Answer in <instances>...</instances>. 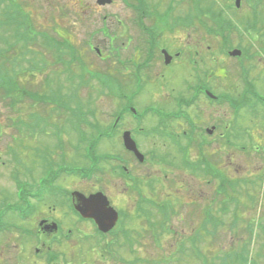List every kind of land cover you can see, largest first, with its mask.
Listing matches in <instances>:
<instances>
[{"label": "rangeland", "instance_id": "374dc122", "mask_svg": "<svg viewBox=\"0 0 264 264\" xmlns=\"http://www.w3.org/2000/svg\"><path fill=\"white\" fill-rule=\"evenodd\" d=\"M12 1L13 6L6 3L5 6L10 10L15 8L16 12L11 17L18 19L23 15L26 18L25 34L28 42L25 46L28 47L21 48L17 58H9L6 64L5 55L4 61L0 58L3 67L13 70L5 71L4 76L9 81L3 82L0 91V216L3 212V223L12 227L20 224L19 217L23 218L17 211H8V205L22 206L27 213L34 210L35 213L28 215L30 220L27 223L30 226H35L43 216L50 220L48 209L43 203L35 199L28 200L27 196L21 203L17 199L19 182H26L33 189L36 179L48 169L42 154L44 147H48L47 159L54 164V170L59 169V165L85 167L87 170L93 165L92 178L80 182L78 189L85 192L106 191L121 211L116 233L107 240L109 249L104 248L105 243L97 239L82 240L79 244L69 242L67 246L54 249L66 252L70 249L74 252L68 257V260L72 259L69 264H213L212 261L217 264H242L237 255H251L254 264L258 257L259 264H264V105L260 102L263 100L255 99L252 95L255 93L264 99V0H241L239 9L234 6L236 0H145L148 7L145 21L158 35L160 48L176 49L183 53L178 59L182 63L176 65L183 68L188 63L189 51L197 49V76L207 73L208 79H213L203 84L214 89L216 96H229L240 107L239 113L235 115L223 97L222 105H210L203 95L192 102V91L190 95L186 93L179 97L180 105L174 107V111L180 106L184 107L185 113L191 116L198 129L192 136L195 138L191 148L192 160L197 166L203 165L199 145L207 147L205 152L201 148V154L216 170L220 169L227 175L225 183L213 174L216 170L210 174L204 172V166L196 171L183 163V153L190 150L184 141L177 148L163 139H142L140 151L146 162L141 165L123 149L120 138L119 141L95 140L97 137H106L101 134L102 129L97 122L101 128L109 125L112 128L113 123L108 116L113 113V108L117 110V105H120V99L117 102L110 95L109 85L107 82L102 84L101 79L110 82V74L117 67L108 58L112 47L122 48L127 42L128 33L137 37L134 23L137 15L132 7L126 5L131 0H115L112 6L101 11L96 10L98 6L92 0ZM256 2L257 12L260 13L257 36L245 30L244 26ZM222 8H225L223 20L238 24V29L227 30L226 26H222L224 36L221 37L220 28L215 24V15ZM105 13L108 14L111 30L102 34L99 30L103 26L101 20ZM177 27V33H170V29ZM12 29L14 31L9 34L11 42L16 37V30ZM12 29L0 23V47L5 43L4 33ZM160 32L162 35L159 38ZM183 40L185 42H181ZM88 42L97 45L107 60L102 62L94 58L97 67L93 66L92 69L100 81L92 79L87 85L93 86L95 90L88 87L78 91L81 85L78 83L79 77L83 78L84 75L77 71L76 66L81 62V57L77 59L74 54L85 51ZM48 44L52 46L46 48ZM61 45H65L63 50H57L61 49L58 47ZM254 47L258 50H252ZM233 49L252 50L251 54L255 56L250 62L246 61L245 54L240 58H231L228 52ZM14 50L6 47L7 53ZM61 54L65 56L61 58ZM13 60L17 62L15 67H12ZM242 61L246 67L262 64L261 71L251 76L256 81L248 77L250 73L240 72ZM45 63L48 71L40 68ZM70 66H76L73 73ZM176 70L177 74L172 75L170 82L169 78H162L169 86L159 81V77L148 78L147 83H142L143 90L135 98L139 110L151 106L168 108V93L176 95L177 91H181L178 94L180 96L184 92L189 77L184 75L185 72L180 73V69ZM153 72H159L158 76L163 74L159 62L145 75ZM221 75L227 78L222 81L216 77ZM47 79L55 80L53 89L61 90L57 93L62 104L52 105L41 101L46 99V95L41 97L38 93H44ZM13 82H19L17 91L11 90ZM176 82L179 89L170 87ZM249 85L251 89L247 88ZM2 93H7L12 100L4 97L2 101ZM27 93L33 95L35 101L26 97ZM47 104L50 105L45 106ZM38 119L63 128L64 141L59 145L50 131L44 136L32 131L31 123ZM20 122L28 123L29 130L26 131H30L23 136L24 140L19 139L22 128ZM73 124H79L82 133H87L89 140L96 141L95 157L100 161L96 160L93 164L84 160L82 154L87 143L77 145L76 137L69 129ZM212 129V134H209L208 130ZM108 154L125 161L130 172L128 180L120 174L116 165L109 160H102ZM64 185L71 189L78 186L71 180ZM162 206L167 207V214L160 211ZM221 207L228 208V212L223 211L222 214ZM59 214L65 223L70 224L69 215L61 211ZM12 232L17 231L12 229ZM2 243L0 257L4 256L7 260L12 252L14 260L8 259V264H18L15 257L20 253L21 256H28L34 241H23L9 234ZM94 247L98 249L92 254L88 253ZM85 253L84 256L80 255ZM62 261L63 258L59 257L54 263L62 264ZM3 262L0 259V264Z\"/></svg>", "mask_w": 264, "mask_h": 264}, {"label": "flooded vegetation", "instance_id": "af4514ba", "mask_svg": "<svg viewBox=\"0 0 264 264\" xmlns=\"http://www.w3.org/2000/svg\"><path fill=\"white\" fill-rule=\"evenodd\" d=\"M103 9H105V7H97L96 10L101 11ZM104 19L108 22L109 18L108 16H105ZM135 28L137 29V37H132V34L128 33V36L126 35L127 42L122 48L114 46L110 50L111 53L108 58L113 61L114 65H116L117 67L110 74L111 89L109 92L116 101L118 100V98L124 99L118 100L120 101V105H117V110L113 108V119L115 120L114 125L111 128L113 133L107 134V137H97L95 138V140L101 139L109 141L114 139L118 140L120 138V140L122 141L123 136L126 132H130L132 138H134V140L138 144H141L142 139H161L160 134L156 131L155 128V126L158 127L161 126V124L159 125V123L155 121L158 118L159 114L168 109H171L170 107L176 105L179 106V104L176 103V101H174L173 99L178 98V94L181 91H177L176 95L168 93L166 100L168 108H164L161 106H151L142 111H138V109L135 108L136 113H134L132 111L133 106L129 105V103L134 96L137 97V93L139 91L143 90L142 83H147L146 79L148 78L153 79L154 77H159V81L162 82L169 78L170 82L173 79L172 75L177 74L176 69L178 68L180 69V73L185 72L184 75H188L189 77L185 82L186 85L184 92L190 95L192 91L193 97L191 101H196L197 98L201 97L202 95L203 97L206 96V93H214V89L203 84L205 82H208L209 75L205 77L204 80H199L196 77L197 73L195 57L197 55V49L195 50L194 48V51H189L188 63L184 66V68L176 66L177 64L182 63V60L179 62L178 59L182 57L183 53L176 49L172 51L170 48H160L158 35L149 33V29L155 33L154 28H140V26H135ZM155 28L157 29V27ZM108 30H111L110 23L107 27H103L101 33L106 34ZM178 30V27L170 29V33H177ZM160 35H162V32L159 33V38ZM112 41L113 37L111 36V43ZM181 42L185 41L183 40ZM187 44L191 45V43L189 42ZM80 55L82 66L87 72L90 73L91 76H95V71L92 69V67H97L94 58H97L98 56L101 61L107 60L104 52L97 45L91 42L88 43L85 51L81 50ZM157 62L160 63V70L163 71V74L158 76L159 72H153L152 74L145 75L146 72L152 71L157 66ZM258 71L259 69H256V67H251L249 73L251 75L255 73L254 75L256 76ZM194 77V81H191ZM216 77L222 81L227 78L223 77V75ZM162 78L164 80H162ZM212 79H210L209 81H211ZM164 83L165 85L169 86L168 82ZM133 85L135 86V90H132ZM170 87L179 89L177 88V82L172 84ZM172 91H175V89H173ZM225 102L227 103V101ZM175 103L176 105H174ZM177 111H179V108L174 112L176 113ZM176 124H180V122H176ZM190 141L194 143L195 138L193 137ZM87 143L95 144L96 141L93 140ZM122 143L124 142L122 141ZM191 153L192 152L190 148L189 152L187 153L189 160H192ZM67 173L68 170L62 169L46 170L43 176H40L36 179L34 188L30 189L31 191H35L26 194L28 196V200H38L47 207V212L49 213L48 217L50 220L46 219V217L43 216L37 220L35 226H30V223H27L30 218L23 217L19 218L20 224H15L12 227H8L3 223L0 224V249L4 244L2 243V241L4 242V238L6 236H9V234L11 236H16L23 241L29 239L34 241L33 249L28 256H21L20 253L15 257V259L19 261L18 264H55L54 261L59 257L63 258L62 264H69V261H72V259L68 260V257L69 255L72 256L74 252H72L70 249H67V252L54 249L67 246L69 242H77L79 244V241L87 239H97L99 241H103L105 243L104 248L107 247V249H109L110 244L107 242V240L108 238L115 235L119 223L110 232L103 233L98 229L94 220L82 217L76 211L75 207L83 205L84 203V199L80 195H77V193H81L85 197H89L95 193L102 192L107 195L112 204L113 200L111 196L107 194L106 191L95 190L85 192L78 189L81 181H78V178L72 175L68 176ZM68 180H71L73 183L78 184L77 188L72 187L71 189L65 186L64 184ZM112 205H114V203ZM60 211L65 213L66 216L69 215L71 217V221L68 222L70 224L65 223V221L61 219L62 216L59 214ZM12 229H15L17 232H12ZM99 245L102 246L101 244ZM96 249L98 248L94 247L91 251H88V253L91 252L92 254L96 251ZM9 255L10 258L8 259L13 261L14 259L12 258V252H10ZM80 255L84 256L86 255V253ZM0 259L2 260V262L4 261L3 264H8V259L6 260V257L1 256Z\"/></svg>", "mask_w": 264, "mask_h": 264}, {"label": "water", "instance_id": "95a60500", "mask_svg": "<svg viewBox=\"0 0 264 264\" xmlns=\"http://www.w3.org/2000/svg\"><path fill=\"white\" fill-rule=\"evenodd\" d=\"M106 1V0H104ZM232 55H240V52L235 51L232 53ZM130 141H127V146L129 148L132 147V144H129ZM134 151H136V149L133 148ZM137 153V152H136ZM98 197V195L93 196L89 199V204L88 206H85L84 209H81V211H83L85 214L86 213H90V215L88 216H92L93 218H96L99 225L104 229V230H110L111 228H113L117 222L118 216L117 213L109 210V212L107 214L103 213V209L101 207V205L95 202V199ZM97 205L100 206V208L97 207ZM107 206V202L105 201V207Z\"/></svg>", "mask_w": 264, "mask_h": 264}, {"label": "trees", "instance_id": "16d2710c", "mask_svg": "<svg viewBox=\"0 0 264 264\" xmlns=\"http://www.w3.org/2000/svg\"><path fill=\"white\" fill-rule=\"evenodd\" d=\"M14 12H16V11H14ZM14 12H12V13H14ZM22 16V15H21ZM5 17H6V15H5ZM20 17V16H19ZM17 18L16 17H14V19H13V21L11 22L13 25H14V29L16 30V34L18 33V31H17V29H20V27H21V25H22V18L20 17V18H18L17 20H16ZM8 22H9V20H7ZM0 22H5V20H2V21H0ZM10 23H8L7 25H9ZM18 35H20L19 33H18ZM3 37L6 39V37H7V35L4 33V35H3ZM7 40V39H6ZM9 42H10V39L8 40ZM8 46V42H7V44H6V47ZM5 47V48H6ZM12 47H13V44H11V46L9 47V49H12ZM5 48L3 49V50H1L0 49V54H3V57H4V51H5ZM13 49H15L14 51H10V52H8L7 53V51H6V55H5V64L6 63H8L9 62V58H11V57H13V56H15V58H17V56H18V51L20 50V49H17V48H13ZM2 64H0V66H1ZM15 65H16V61H14L13 60V63H12V66L13 67H15ZM5 68V67H4ZM3 67H0V72H5L7 69L5 68L4 69ZM16 83V82H15ZM14 82H13V85H12V89L11 90H15V91H17V87H16V85L18 84H15ZM2 87H3V81H1L0 80V89H2ZM14 91V92H15ZM13 92V93H14ZM11 94V93H10ZM4 97H6L7 99L8 98H10L11 99V97L7 94V93H2V96H1V100L2 101H4ZM30 98H32V96H29ZM12 100V99H11ZM14 104H16V101L14 102V103H12V105L11 106H14Z\"/></svg>", "mask_w": 264, "mask_h": 264}, {"label": "bare ground", "instance_id": "6f19581e", "mask_svg": "<svg viewBox=\"0 0 264 264\" xmlns=\"http://www.w3.org/2000/svg\"><path fill=\"white\" fill-rule=\"evenodd\" d=\"M212 263H213V264H217L216 262H213V261H212ZM219 264H222V263H221V262H219Z\"/></svg>", "mask_w": 264, "mask_h": 264}]
</instances>
